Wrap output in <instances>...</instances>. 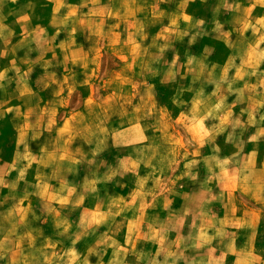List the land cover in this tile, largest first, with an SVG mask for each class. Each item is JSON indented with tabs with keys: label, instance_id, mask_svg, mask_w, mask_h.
Instances as JSON below:
<instances>
[{
	"label": "rangeland",
	"instance_id": "rangeland-1",
	"mask_svg": "<svg viewBox=\"0 0 264 264\" xmlns=\"http://www.w3.org/2000/svg\"><path fill=\"white\" fill-rule=\"evenodd\" d=\"M225 181L264 258V0H0V217L21 234L0 264H186L212 244L231 264L209 232ZM142 214L158 236L109 220Z\"/></svg>",
	"mask_w": 264,
	"mask_h": 264
},
{
	"label": "crops",
	"instance_id": "crops-1",
	"mask_svg": "<svg viewBox=\"0 0 264 264\" xmlns=\"http://www.w3.org/2000/svg\"><path fill=\"white\" fill-rule=\"evenodd\" d=\"M258 2L255 1V3H251L249 6L250 11L257 5ZM194 121H197L195 119ZM17 151H15L16 155ZM15 157V156H14ZM16 158V157H15ZM14 158V159H15ZM52 162V163H51ZM53 163L55 164V159L50 161L49 165L52 166ZM131 168H126L125 172L130 171ZM144 170H137L134 171L136 174L139 175V173H142ZM145 171L141 174L143 177ZM127 183H122L120 184V189L119 191H123L125 188V194L118 195L117 196L113 195L111 198V201H115L118 203L119 200H124L125 203H132L134 196L133 193L140 188V186H145L148 183H139L138 181L135 183H132L131 185ZM119 185V184H117ZM4 186H7L4 184ZM126 186V187H125ZM150 185L148 184V187ZM71 190L77 191L78 193H81V198L78 202V204L84 203L85 201V185L84 183H77V185H74L72 187H69ZM117 190L118 187H115ZM67 190L66 184H61L57 185L53 181H49L45 185V198L47 200H52L55 202H62L65 199H62L63 196L65 195ZM223 192L221 193L223 199H222V204L220 205V209L218 210L217 215H213V221L215 222V228L210 229V238L211 240L214 238L215 235L219 234L221 236H225V248L222 251H218V255H230L233 254L235 257H233V261L231 264H250V260H252V264H255L256 262H262L264 261V258H262L260 255L255 253V238H256V227L257 223L260 218V213L258 208H256L254 205L249 204L247 205L246 201L237 197V194L239 193L238 190L239 187H237L235 184L231 182L225 181V185L222 187ZM238 191V192H237ZM61 197V198H59ZM132 197V198H131ZM238 198V199H237ZM142 202V196L137 200V203L139 204ZM147 206H150L153 201H147L145 202ZM144 205V202L142 203ZM16 219V217H0V221L5 224V228L1 230L0 234L4 238H11V237H20L21 234L19 232H12L11 230L6 228V225L9 226L11 223L12 219ZM81 217H77V219L80 221L82 220ZM111 222L113 223L114 221H121L124 222L125 224V236L131 238V237H141V238H146V237H154L158 236L160 234V217H156V219L152 218V221L155 220L157 223V227L153 226L150 227L149 222L151 221V217H138V216H131L127 215L124 217H109ZM18 219V218H17ZM105 219V217H100V220ZM153 221V222H155ZM103 222V221H102ZM102 229V228H101ZM115 228H110L107 229L105 228L103 234H109L110 237L113 236H119L117 233L115 234L114 232ZM176 231H180V226L175 228ZM102 231V230H101ZM207 231V230H205ZM208 232V231H207ZM31 236H35L34 233H30ZM37 234V233H36ZM206 234V233H203ZM54 233H52V236ZM218 248L215 247V245H210L206 246L204 250L197 251L195 253H200L197 254L200 257L194 256L192 258L188 259V262L186 264H215V258L213 259L209 255H206L210 251ZM6 250L12 251L14 255L19 254L20 248L18 245L15 244V247H6ZM13 253H8V254H13ZM7 255V254H6ZM5 256V254H4ZM222 257V256H221ZM249 259V260H248ZM192 260V261H189ZM6 264H10L8 262H5ZM4 263V264H5ZM16 264V263H12Z\"/></svg>",
	"mask_w": 264,
	"mask_h": 264
}]
</instances>
